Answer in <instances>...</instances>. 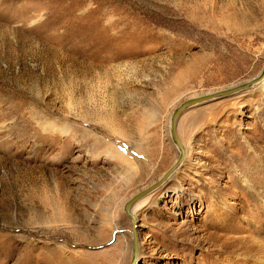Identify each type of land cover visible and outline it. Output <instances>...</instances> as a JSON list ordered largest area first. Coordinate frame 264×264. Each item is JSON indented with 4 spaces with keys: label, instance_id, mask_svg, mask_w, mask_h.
<instances>
[{
    "label": "rangeland",
    "instance_id": "374dc122",
    "mask_svg": "<svg viewBox=\"0 0 264 264\" xmlns=\"http://www.w3.org/2000/svg\"><path fill=\"white\" fill-rule=\"evenodd\" d=\"M263 65L264 0H0V264H128L175 108ZM176 130L137 264H264V81Z\"/></svg>",
    "mask_w": 264,
    "mask_h": 264
},
{
    "label": "water",
    "instance_id": "95a60500",
    "mask_svg": "<svg viewBox=\"0 0 264 264\" xmlns=\"http://www.w3.org/2000/svg\"><path fill=\"white\" fill-rule=\"evenodd\" d=\"M264 78V69L263 71L255 78H253L252 80L242 83L240 85H238L236 88L231 89V88H227V89H223V90H219L218 92H213L211 94H204V95H200V96H196V97H192L189 98L185 101H183L179 106H177L175 108V110L173 111L171 118H170V127H169V131H170V137L171 140L173 141V143L176 145V147L179 150V154L176 158V160L174 161V163L152 184H150L148 187L140 190L139 192L135 193L134 195H132L123 205V210L124 212L127 214V216L130 218L131 220V234H132V247H131V256H130V260L128 264H135L138 260V233H137V219H136V215L132 212L131 208L132 205L140 198H142L143 196L147 195L148 193H150L151 191H153L154 189L158 188L160 185H162L167 179L168 177L176 170V168L181 164V162L184 159L185 156V149L184 146L177 134V130H176V126H177V121L179 116L182 114V112H184V110L197 105L199 103H203L205 101H209L212 99H216V98H220V97H224L227 95L232 94L235 91H240V90H244L248 87H250L253 83L258 82L260 80H262Z\"/></svg>",
    "mask_w": 264,
    "mask_h": 264
},
{
    "label": "bare ground",
    "instance_id": "6f19581e",
    "mask_svg": "<svg viewBox=\"0 0 264 264\" xmlns=\"http://www.w3.org/2000/svg\"><path fill=\"white\" fill-rule=\"evenodd\" d=\"M263 69H264V65H263L262 69L260 70L259 74L263 71ZM259 74H258V75H259ZM258 75H257V76H258ZM257 76H255V77H257ZM255 77H253V78H255ZM253 78L247 80L246 82L252 80ZM263 81H264V78H263L262 80L258 81V82L253 83L250 87L252 88L253 86H256V85H258V84H260V83L263 84ZM240 84H242V83H239V84L233 85V86L228 87V88L234 89V88H236V87H237L238 85H240ZM260 86H261V85H260ZM213 92H216V91H213ZM213 92L206 93V94H211V93H213ZM217 92H218V91H217ZM236 92H238V91H235V92H233V93H236ZM233 93H232V94H233ZM183 146H184V144H183ZM185 152H186V151H185ZM155 190H156V189H154L153 191H155ZM151 192H152V191H151ZM149 194H151V193H148L147 195H149ZM147 195H145V196H143L142 198L138 199V200L132 205L131 210H132V212H133L134 214L136 213V210H137L139 207H141L142 204H144V203L146 202V198L148 197ZM146 196H147V197H146ZM135 215H136V214H135ZM138 246H139V243H138ZM137 261H138V260H137ZM135 264H137V262H136Z\"/></svg>",
    "mask_w": 264,
    "mask_h": 264
}]
</instances>
